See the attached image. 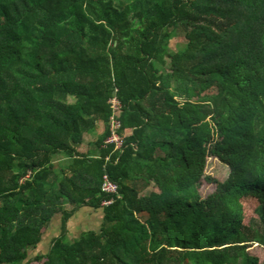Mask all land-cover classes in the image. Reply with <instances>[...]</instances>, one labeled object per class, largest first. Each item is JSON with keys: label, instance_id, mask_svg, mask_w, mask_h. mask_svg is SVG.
<instances>
[{"label": "trees", "instance_id": "trees-1", "mask_svg": "<svg viewBox=\"0 0 264 264\" xmlns=\"http://www.w3.org/2000/svg\"><path fill=\"white\" fill-rule=\"evenodd\" d=\"M115 95L122 147L108 143ZM106 172L119 194L103 192ZM85 206L101 227L70 239ZM255 246L264 0H0V264H260Z\"/></svg>", "mask_w": 264, "mask_h": 264}, {"label": "crops", "instance_id": "crops-1", "mask_svg": "<svg viewBox=\"0 0 264 264\" xmlns=\"http://www.w3.org/2000/svg\"><path fill=\"white\" fill-rule=\"evenodd\" d=\"M103 125L100 126L98 129V132L95 134H86L84 136V142L83 144L86 145L88 143H91L95 138L101 134L103 130ZM97 153V152H96ZM68 161V158L64 154H60L58 157H55L54 162L57 164H66ZM62 204L66 208L69 207L68 203H66L65 200H62ZM60 216L61 213H58L56 217H54L44 234L42 241L39 245L38 250L40 251L41 249L45 248L47 246V250L49 249L52 241L54 238H56L60 234ZM102 218H103V213L100 210H94L90 207H82L80 208L69 220L67 224V230H68V237L70 239L72 238H77L80 236L82 233L90 231V230H96L99 231L101 224H102ZM99 224V227L96 229L95 226ZM46 250V251H47Z\"/></svg>", "mask_w": 264, "mask_h": 264}, {"label": "rangeland", "instance_id": "rangeland-1", "mask_svg": "<svg viewBox=\"0 0 264 264\" xmlns=\"http://www.w3.org/2000/svg\"><path fill=\"white\" fill-rule=\"evenodd\" d=\"M184 42L181 41L178 38H174L170 41L169 44V50L170 51H176L178 49H183L184 48ZM103 128V127H102ZM96 139V138H95ZM206 173L210 174L216 178H218L219 180H223L228 173V167L223 164L221 161H219L216 157H209L207 160V165H206ZM214 185L211 183H206L203 182L202 184L199 185L198 191H199V195L202 198H206L208 195H210L213 191H214ZM99 227V224L97 226H95V228L97 229ZM47 246H45V248L41 249L40 251L38 250L37 252H45L47 250L46 248ZM36 251H32L30 252V256H33L37 253ZM252 252L254 254H256V256H258L259 260H260V264H264V249H261L259 247H253Z\"/></svg>", "mask_w": 264, "mask_h": 264}, {"label": "built area", "instance_id": "built-area-1", "mask_svg": "<svg viewBox=\"0 0 264 264\" xmlns=\"http://www.w3.org/2000/svg\"><path fill=\"white\" fill-rule=\"evenodd\" d=\"M113 106V110L115 113V118L112 119V129H113V135L110 137L108 140V143H115L117 147H122L123 146V138L119 135L118 130L121 129V123L119 122L118 119H116L117 116H119L120 110L122 108L121 102L115 95V97L111 100L110 102ZM102 190L103 192H106L108 194H119L120 190V185L118 182H116L108 172L104 173L103 175V182H102ZM114 200H109L106 202H103L104 206H108L112 204Z\"/></svg>", "mask_w": 264, "mask_h": 264}]
</instances>
